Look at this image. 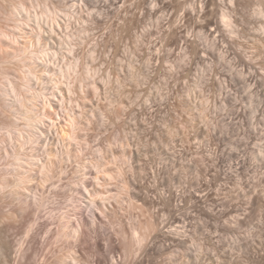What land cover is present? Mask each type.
<instances>
[{
  "label": "rangeland",
  "instance_id": "374dc122",
  "mask_svg": "<svg viewBox=\"0 0 264 264\" xmlns=\"http://www.w3.org/2000/svg\"><path fill=\"white\" fill-rule=\"evenodd\" d=\"M0 264H264V0H0Z\"/></svg>",
  "mask_w": 264,
  "mask_h": 264
},
{
  "label": "bare ground",
  "instance_id": "6f19581e",
  "mask_svg": "<svg viewBox=\"0 0 264 264\" xmlns=\"http://www.w3.org/2000/svg\"><path fill=\"white\" fill-rule=\"evenodd\" d=\"M13 9L15 10V11H17V13L16 14H18V15H22V17H25V19H27V18H31V16H32V14H31V12L29 11V9L24 5V4H15L14 6H13ZM33 18V17H32ZM31 18V19H32ZM22 19V18H21ZM25 19H23V20H25ZM30 20V19H29ZM28 20V21H29ZM57 24H59V23H57ZM59 26V25H58ZM53 28V27H52ZM54 29V28H53ZM52 29V30H53ZM55 30V29H54ZM53 30V31H54ZM52 31V32H53ZM44 31L43 32H41V34H36L35 35V40H43L44 39ZM53 33H55V32H53ZM32 38V37H31ZM29 39V43H33V39H34V37H33V39ZM26 52V51H25ZM24 51H23V53H25ZM30 119V118H29ZM31 120V119H30ZM33 121V120H32ZM34 124H36V123H34V121H33V124L32 125H34ZM31 125V126H32ZM34 127H36L35 128V130H33V134H32V131L30 132L31 134H32V138H31V140H32V142H38V140H40V137L38 136L39 135V130H38V124L37 125H35ZM31 129H33V128H31ZM63 133H64V131H63ZM65 134V133H64ZM28 137V136H27ZM30 138V135H29V137L27 138V140ZM31 140H30V143H32L31 142ZM34 140V141H33ZM25 142V141H24ZM27 143H28V141H27ZM26 144V143H25ZM51 153V152H50ZM44 154V153H43ZM47 155V154H46ZM51 155V154H50ZM13 156V155H12ZM36 157V156H35ZM16 160H19L20 158H19V152L18 153H16ZM12 159H13V157H12ZM30 160V159H29ZM38 160V159H37ZM36 160V161H37ZM36 161H33V162H36ZM38 163L40 162L41 164L39 165V170L42 172V173H44V172H46V170H48L47 169V162H42L41 161V159H39L38 161H37ZM52 162V161H51ZM37 163V164H38ZM47 163V164H46ZM50 163V162H49ZM35 164V163H34ZM13 165V164H12ZM98 167V166H97ZM98 169H101V168H98ZM103 169V168H102ZM105 169V168H104ZM15 171V170H14ZM100 171V170H99ZM103 171V170H102ZM98 172V171H97ZM105 172V175L106 176H108V177H112V175L109 173L110 171H107V170H105L104 171ZM103 172V173H104ZM24 173V172H23ZM47 173H48V171H47ZM21 174V173H20ZM18 175V179H16L17 181H15L13 184H10L8 187H10V189L13 191H15V192H17L18 190H24V189H29V188H25L26 187V182H28V181H30V176H28V175H23V174H21V175ZM45 174V173H44ZM101 174V173H100ZM47 175V174H46ZM105 177V176H104ZM114 177V176H113ZM26 184V185H25ZM6 188V187H5ZM27 191V190H26ZM19 192H17V194H18ZM19 195V194H18ZM94 195V194H93ZM96 195H98V193H96ZM92 196V195H91ZM130 197V196H129ZM96 198V197H95ZM98 201V200H97ZM135 202V201H134ZM95 204H97V202L95 203ZM94 204V205H95ZM137 204V203H136ZM135 204V206H137ZM133 206V205H132ZM78 207V206H77ZM102 213V212H101ZM83 222H86V221H84V219L82 220ZM70 223V222H69ZM80 223V222H79ZM83 224V223H82ZM64 228H66V227H64ZM83 228V227H82ZM73 229V228H72ZM67 230V229H66ZM62 231H63V229H62ZM62 232H60L59 234H61ZM74 234V233H73ZM66 235V234H65ZM78 235H80V234H78ZM78 238V237H77ZM67 263V262H66Z\"/></svg>",
  "mask_w": 264,
  "mask_h": 264
}]
</instances>
